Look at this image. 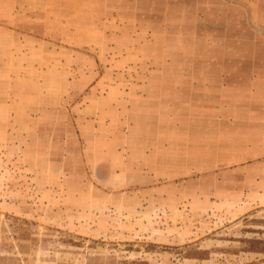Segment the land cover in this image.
Returning a JSON list of instances; mask_svg holds the SVG:
<instances>
[{"label": "rangeland", "instance_id": "374dc122", "mask_svg": "<svg viewBox=\"0 0 264 264\" xmlns=\"http://www.w3.org/2000/svg\"><path fill=\"white\" fill-rule=\"evenodd\" d=\"M0 264H264V0H0Z\"/></svg>", "mask_w": 264, "mask_h": 264}]
</instances>
